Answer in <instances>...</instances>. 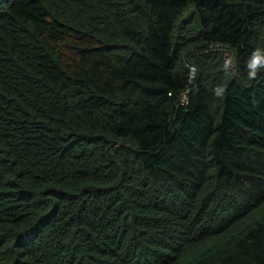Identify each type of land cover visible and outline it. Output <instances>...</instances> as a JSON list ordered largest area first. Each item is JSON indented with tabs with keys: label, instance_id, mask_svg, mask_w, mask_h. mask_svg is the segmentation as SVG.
<instances>
[{
	"label": "trees",
	"instance_id": "obj_1",
	"mask_svg": "<svg viewBox=\"0 0 264 264\" xmlns=\"http://www.w3.org/2000/svg\"><path fill=\"white\" fill-rule=\"evenodd\" d=\"M257 48L264 0H0V264H264Z\"/></svg>",
	"mask_w": 264,
	"mask_h": 264
},
{
	"label": "clouds",
	"instance_id": "obj_2",
	"mask_svg": "<svg viewBox=\"0 0 264 264\" xmlns=\"http://www.w3.org/2000/svg\"><path fill=\"white\" fill-rule=\"evenodd\" d=\"M237 68V59L234 55L227 57L223 64L222 69L228 76L235 75ZM246 78L248 81H255L264 74V50L259 48L255 49L248 57L246 63ZM194 72L195 69H192ZM227 93V88L223 85H217L213 89V95L217 99H223Z\"/></svg>",
	"mask_w": 264,
	"mask_h": 264
},
{
	"label": "rangeland",
	"instance_id": "obj_3",
	"mask_svg": "<svg viewBox=\"0 0 264 264\" xmlns=\"http://www.w3.org/2000/svg\"><path fill=\"white\" fill-rule=\"evenodd\" d=\"M225 54V58L231 56L230 53L226 50L223 51ZM195 75V74H194ZM193 78V76H191V79ZM194 79V78H193ZM262 216H264V203L262 204V206L260 207L258 214H257V219H260Z\"/></svg>",
	"mask_w": 264,
	"mask_h": 264
},
{
	"label": "built area",
	"instance_id": "obj_4",
	"mask_svg": "<svg viewBox=\"0 0 264 264\" xmlns=\"http://www.w3.org/2000/svg\"><path fill=\"white\" fill-rule=\"evenodd\" d=\"M192 69H195V71L193 72ZM195 72H196V68H195L194 66H189V80H190V82L193 80V78H194V76H195V75H194ZM191 76H193L192 79H191ZM185 94H186V93H185ZM185 94H184V97H183V98H185ZM180 103H183V100H181Z\"/></svg>",
	"mask_w": 264,
	"mask_h": 264
}]
</instances>
